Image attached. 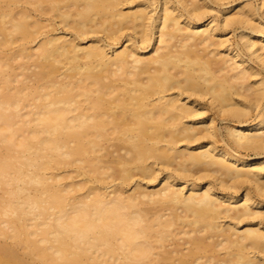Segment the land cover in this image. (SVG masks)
<instances>
[{
	"label": "bare ground",
	"instance_id": "1",
	"mask_svg": "<svg viewBox=\"0 0 264 264\" xmlns=\"http://www.w3.org/2000/svg\"><path fill=\"white\" fill-rule=\"evenodd\" d=\"M263 7L0 0V264H264Z\"/></svg>",
	"mask_w": 264,
	"mask_h": 264
},
{
	"label": "rangeland",
	"instance_id": "2",
	"mask_svg": "<svg viewBox=\"0 0 264 264\" xmlns=\"http://www.w3.org/2000/svg\"><path fill=\"white\" fill-rule=\"evenodd\" d=\"M237 1H243V0H237ZM245 1V0H244ZM252 2H253V4H255V5H258V0H251ZM236 2V1H235ZM234 2V3H235ZM230 5L231 4H227V5H224V6H222V7H230ZM227 11H234V9L233 8H229ZM260 12V14L263 16V18H264V7L263 8H261L260 10H259ZM65 33V32H64ZM236 33H240V29L238 30V31H236ZM230 37H232L233 39H237V36H236V34L235 33H231L230 34ZM147 49H150V47H148ZM221 125H223V123H219V126H221ZM252 156L251 157H256L254 154H251ZM71 167H66V168H64L62 171L63 172H66L68 169H70ZM166 171V170H165ZM163 176V172L160 174V177H162ZM80 177H77L76 179H79ZM68 180H71V177H69V178H67ZM75 179V178H74ZM133 185V184H132ZM131 184H127V185H125V189H128L127 191H128V193H138L141 189H143V188H135V186H132ZM156 188H158V187H155V186H150L149 188H144L143 190H153V189H156Z\"/></svg>",
	"mask_w": 264,
	"mask_h": 264
}]
</instances>
